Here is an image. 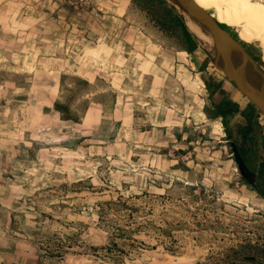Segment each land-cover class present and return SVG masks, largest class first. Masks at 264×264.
Here are the masks:
<instances>
[{
  "label": "rangeland",
  "instance_id": "obj_1",
  "mask_svg": "<svg viewBox=\"0 0 264 264\" xmlns=\"http://www.w3.org/2000/svg\"><path fill=\"white\" fill-rule=\"evenodd\" d=\"M64 75L92 86L78 121L54 109ZM223 96L252 103L132 0H0V264H264V198L231 134L246 120L209 117ZM252 135L258 159L262 112Z\"/></svg>",
  "mask_w": 264,
  "mask_h": 264
},
{
  "label": "trees",
  "instance_id": "obj_2",
  "mask_svg": "<svg viewBox=\"0 0 264 264\" xmlns=\"http://www.w3.org/2000/svg\"><path fill=\"white\" fill-rule=\"evenodd\" d=\"M132 1L139 9L147 11L151 15L153 22H155L162 31L181 39L184 50L192 53L198 47L194 34L187 27L183 16L173 4L169 3L167 0ZM220 24L227 28L224 23ZM65 78L66 75H64L61 80L60 95L54 102V109L63 119L78 121L89 107L90 99L86 97L76 106H74V102L76 98L84 96V93L89 92L92 86L88 80L72 76L71 79L73 80V83L69 87L63 81ZM220 86L221 83L218 82L215 88L211 91V96L214 95ZM237 112L241 113L247 123L245 125H238L236 129L231 131V134L236 133L240 137V143L237 150L243 163L247 167H250L255 174V182L253 184L248 180H244V183L258 191L264 198V137L261 143L263 149L261 157L255 159L250 148H248V141L253 138L252 131L255 129L256 120L261 111L253 103H249L243 110H240L238 102L223 98L215 103V107L209 117H220L223 122L228 125V119Z\"/></svg>",
  "mask_w": 264,
  "mask_h": 264
},
{
  "label": "water",
  "instance_id": "obj_3",
  "mask_svg": "<svg viewBox=\"0 0 264 264\" xmlns=\"http://www.w3.org/2000/svg\"><path fill=\"white\" fill-rule=\"evenodd\" d=\"M167 1L173 4L182 16L180 10L186 12L210 33L213 45L211 49L205 48L210 60L264 114V66L220 24L223 22L196 0ZM238 162H243L241 157L238 158Z\"/></svg>",
  "mask_w": 264,
  "mask_h": 264
},
{
  "label": "bare ground",
  "instance_id": "obj_4",
  "mask_svg": "<svg viewBox=\"0 0 264 264\" xmlns=\"http://www.w3.org/2000/svg\"><path fill=\"white\" fill-rule=\"evenodd\" d=\"M172 2V0H169ZM206 9H214L213 14L219 21L239 28V37L247 42L259 41L263 47L264 61V3L257 0H196ZM190 31L197 42L206 49H211L213 39L210 33L180 10ZM69 260L77 264H99L84 258L69 256ZM149 264H193L183 256L163 253L154 257Z\"/></svg>",
  "mask_w": 264,
  "mask_h": 264
},
{
  "label": "crops",
  "instance_id": "obj_5",
  "mask_svg": "<svg viewBox=\"0 0 264 264\" xmlns=\"http://www.w3.org/2000/svg\"><path fill=\"white\" fill-rule=\"evenodd\" d=\"M219 89H220V88H219ZM223 98H226V99H228V100H232V99H230V98H228V97H226V96H223L221 99H223ZM221 99H220V100H221ZM233 101H234V100H233ZM244 108H245V107H244ZM244 108H241V107H240V110H243ZM237 114H240V115H241L240 112H237V113H235L233 116H235V115H237ZM233 116H232V117H233ZM241 116H242V115H241ZM242 117H243V116H242ZM243 118H244V117H243ZM244 119H245V118H244ZM245 120H246V119H245ZM246 123H247V122H246ZM242 125H245V124H242Z\"/></svg>",
  "mask_w": 264,
  "mask_h": 264
}]
</instances>
